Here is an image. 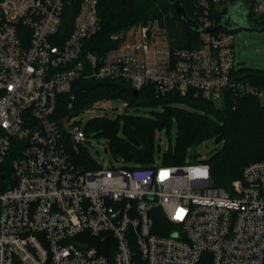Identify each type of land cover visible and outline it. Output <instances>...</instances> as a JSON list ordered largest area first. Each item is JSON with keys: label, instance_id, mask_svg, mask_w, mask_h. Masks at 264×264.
Returning <instances> with one entry per match:
<instances>
[{"label": "built area", "instance_id": "built-area-1", "mask_svg": "<svg viewBox=\"0 0 264 264\" xmlns=\"http://www.w3.org/2000/svg\"><path fill=\"white\" fill-rule=\"evenodd\" d=\"M72 1L0 0V264H264V161L231 191L205 162L86 169L76 160L84 126L55 115L58 98L71 109L73 85L90 78L264 105V86L235 73L236 36L212 9L226 16L241 2L250 20L264 17V0H198L199 47L172 49L155 20L113 35L103 54L88 49L102 30L99 0H81L69 34ZM119 101L107 117L129 108Z\"/></svg>", "mask_w": 264, "mask_h": 264}, {"label": "trees", "instance_id": "trees-1", "mask_svg": "<svg viewBox=\"0 0 264 264\" xmlns=\"http://www.w3.org/2000/svg\"><path fill=\"white\" fill-rule=\"evenodd\" d=\"M179 1L197 22L198 0ZM80 2L73 0L65 9L63 28L65 25L69 34ZM212 9L221 26L225 16ZM98 14L102 30L88 41V49L96 54H103L117 46L111 41L113 35L155 20L167 27L172 49L200 45L198 33L182 22L168 0H99ZM235 73L256 86H264L262 69H236ZM73 86L75 101L71 109L65 95L58 98L55 115L60 121L65 116L86 112L100 101L123 99L128 102L129 108L120 117L92 118L84 127L87 134L94 132L108 139L113 156L124 157L133 163L131 166L126 164L128 168L151 167L158 141L156 133L164 128L170 131L173 126L176 127L177 142L166 152L167 165H179L189 150L196 149L207 140L222 142L221 147L216 148L213 156L205 162L211 167V180L216 187L231 191L233 183L242 176L247 166L264 161V105L254 96L240 97L226 93L217 107L216 102L193 96L182 97L173 93L158 96L150 84L136 95L131 84L123 80L90 78L78 80ZM144 107H161L163 112L146 116L140 112ZM194 156L198 158L196 152L192 158ZM76 157L77 163L86 169L99 168L91 163L85 146H81Z\"/></svg>", "mask_w": 264, "mask_h": 264}, {"label": "rangeland", "instance_id": "rangeland-1", "mask_svg": "<svg viewBox=\"0 0 264 264\" xmlns=\"http://www.w3.org/2000/svg\"><path fill=\"white\" fill-rule=\"evenodd\" d=\"M235 41V65L238 70L252 68L256 70H264V17L253 16L251 19H247L242 22L241 28L234 30ZM220 102H216V106H220ZM105 106V109L103 108ZM122 107V101H111L97 102L91 107L90 110L77 114L70 121L72 123H80L82 126L96 117H106V115L118 114V109ZM134 113L133 110L130 111ZM141 114L149 116L153 112H163L161 107H144L141 108ZM121 115L125 112L120 111ZM88 141L85 147L88 149V156L91 158L93 166L107 169L109 166H121L122 164L133 165L128 162L124 157L113 156L110 148L108 139L103 136H98L92 132L88 134ZM176 127L173 126L170 131L164 128L162 131L156 133L157 145L153 151L154 160L152 161L153 166H160L165 164L166 152L172 147L174 148L177 142ZM222 142L218 143L214 140H207L202 144L198 145L192 151H188L187 155L183 159L181 164H194L197 162H206L215 153V149L221 147ZM196 152L197 157L192 158V154ZM197 158V159H196ZM128 162V163H127ZM94 170V169H93ZM11 184V183H10ZM3 185H6L3 183ZM12 185V184H11ZM10 185V186H11Z\"/></svg>", "mask_w": 264, "mask_h": 264}, {"label": "water", "instance_id": "water-1", "mask_svg": "<svg viewBox=\"0 0 264 264\" xmlns=\"http://www.w3.org/2000/svg\"><path fill=\"white\" fill-rule=\"evenodd\" d=\"M174 10H176L179 18L184 24L189 26L195 33H201L203 27L193 20L190 15L184 10L182 3L179 0H168ZM248 11L246 7H243L242 3H235L230 6L229 13L223 18L222 24L220 27L226 28L228 30L239 29L241 28L242 22L247 20ZM219 27L212 30L216 31ZM134 93L138 95L139 91L134 90ZM3 178V176H2Z\"/></svg>", "mask_w": 264, "mask_h": 264}, {"label": "flooded vegetation", "instance_id": "flooded-vegetation-1", "mask_svg": "<svg viewBox=\"0 0 264 264\" xmlns=\"http://www.w3.org/2000/svg\"><path fill=\"white\" fill-rule=\"evenodd\" d=\"M229 13V12H228Z\"/></svg>", "mask_w": 264, "mask_h": 264}]
</instances>
